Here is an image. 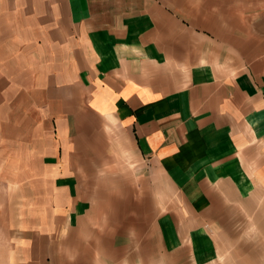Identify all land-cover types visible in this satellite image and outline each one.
Segmentation results:
<instances>
[{
  "label": "crops",
  "instance_id": "obj_1",
  "mask_svg": "<svg viewBox=\"0 0 264 264\" xmlns=\"http://www.w3.org/2000/svg\"><path fill=\"white\" fill-rule=\"evenodd\" d=\"M176 6L0 0V183L35 187L0 190L34 199L35 240L18 264H45L42 184L51 214L75 228L106 198L97 184L118 181L123 149L177 193L158 230L165 253L193 264L218 259L210 224L223 225L231 196L264 198V64L217 69Z\"/></svg>",
  "mask_w": 264,
  "mask_h": 264
},
{
  "label": "rangeland",
  "instance_id": "obj_2",
  "mask_svg": "<svg viewBox=\"0 0 264 264\" xmlns=\"http://www.w3.org/2000/svg\"><path fill=\"white\" fill-rule=\"evenodd\" d=\"M172 1L176 12L182 8L193 17L190 25L200 30L202 57L217 69L227 65L237 71L253 60L264 64V0ZM126 151L121 154L118 181L97 184L103 188L98 194L106 198L95 203L75 228L54 218L49 206L53 188L42 184L45 264H193L187 254L165 253L158 230L159 217L173 210L177 193L158 170L136 167ZM0 190L27 197L35 187L0 183ZM19 197L0 199V264H18L16 251L25 255L31 249L25 244L35 240L29 229L34 227V199ZM222 218L221 227L210 224L219 253L211 264H260L264 198L255 203L231 196Z\"/></svg>",
  "mask_w": 264,
  "mask_h": 264
}]
</instances>
